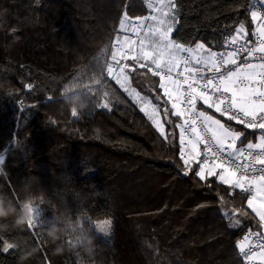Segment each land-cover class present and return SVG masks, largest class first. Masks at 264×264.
<instances>
[{"label":"trees","instance_id":"16d2710c","mask_svg":"<svg viewBox=\"0 0 264 264\" xmlns=\"http://www.w3.org/2000/svg\"><path fill=\"white\" fill-rule=\"evenodd\" d=\"M175 3L172 38L180 43L201 42L219 51L241 23L246 40L253 36L249 0ZM125 11L131 20L150 12L146 0H0V188L10 196L14 192L17 203L31 196L41 219L63 216L69 224L81 222L97 248L89 256L81 245L72 247L67 242L81 233L67 226L57 242L65 251L53 255L56 244L45 231L37 242L26 228L11 227L12 218L0 221L9 225L0 237L11 242L27 238L39 246L25 264H245L239 236L248 228L264 233V227L246 200L239 194L230 197L216 177L209 187L183 174L174 127L178 118L161 112L163 120H172L165 125V140L108 76L102 82L109 108L95 107L89 99V109L73 117L63 101L65 86L77 77L89 83L99 64L111 61V44L122 33L119 19ZM13 27L16 31L10 32ZM144 71H128L132 84L165 106L155 99L162 96L156 90L158 77L141 75ZM204 108L244 131V142L259 132ZM104 219L111 221L107 236L93 227ZM234 220L239 227L228 226ZM18 255V250L0 253V264H17Z\"/></svg>","mask_w":264,"mask_h":264},{"label":"snow or ice","instance_id":"6c2138e0","mask_svg":"<svg viewBox=\"0 0 264 264\" xmlns=\"http://www.w3.org/2000/svg\"><path fill=\"white\" fill-rule=\"evenodd\" d=\"M146 3L151 10L149 15L136 17L133 21L125 11L119 19V29L124 32L130 30L137 39L117 34L111 44V61L99 64L98 73L90 78L89 83L79 82V77L75 78L65 86L63 94L81 89L95 107L107 109L109 92L104 90L106 85L102 81L106 76L111 77L141 105L140 110L165 140L169 136L165 125L172 124V120H162L161 112L164 117L171 112L179 121L174 127L179 129V158L183 174L191 173L209 187L210 178L216 177L227 186L230 197L239 194L246 200L247 207L259 218L260 226L264 227V14L254 10L257 5L249 0L248 12L252 21H260L253 32L255 43L245 42L248 33L241 23L235 29V35L225 40V47L231 50L217 52L200 42L192 46L172 38L177 20L175 0H146ZM260 3L264 4V0H260ZM15 31L14 27L10 30ZM242 55L244 59L241 62ZM121 60H131L134 66L121 64ZM126 69L132 72L144 69L141 75L158 77L156 90H162V96L156 95L155 99L163 100L165 106L153 104L152 99L126 86L129 85ZM27 87L30 90L33 85L28 84ZM169 104L170 108L167 107ZM204 106L243 125L244 129L258 130V142L245 143L242 140L244 131L226 126ZM70 114L73 117L79 115L74 108L70 109ZM172 135L175 137L176 133ZM2 164L3 157H0ZM194 165L196 170L193 172ZM240 214L247 215L246 212ZM222 215L229 217L227 212ZM48 221L41 219V212L35 206V223L26 230L39 242ZM228 226L239 227L240 221L234 220ZM68 227L81 235L76 237L75 242L67 243L72 247L80 245L81 236L84 235L81 222L69 224ZM93 227L107 236L111 221L104 219L93 223ZM249 235L264 236V233L249 232ZM246 241L248 236L239 242V254L252 261L257 253L246 245ZM14 243L0 237V253L14 254L17 250ZM259 256L264 260V251Z\"/></svg>","mask_w":264,"mask_h":264},{"label":"clouds","instance_id":"9594fccd","mask_svg":"<svg viewBox=\"0 0 264 264\" xmlns=\"http://www.w3.org/2000/svg\"><path fill=\"white\" fill-rule=\"evenodd\" d=\"M63 101L70 109H75L77 112L82 113L89 109L90 103L87 96L84 95L81 89H73L72 91L62 95ZM0 174H3L0 172ZM26 190V188H25ZM14 196L9 195L8 192L0 188V221H7L12 218L11 227L24 229L29 225L35 223V205L31 196L19 203L14 201ZM69 225L66 217L54 216L49 219L48 226L45 229V235L56 247L52 250L53 255L62 254L65 251L62 243H57L62 240L65 228ZM7 223H0V231L8 230ZM82 243L80 244L82 250L87 255L91 256L95 253L97 245L95 237L84 234L81 236ZM19 255L17 264H25L26 261L31 259L39 250L38 245H33L27 238L17 240L14 243Z\"/></svg>","mask_w":264,"mask_h":264},{"label":"built area","instance_id":"2783aa9c","mask_svg":"<svg viewBox=\"0 0 264 264\" xmlns=\"http://www.w3.org/2000/svg\"><path fill=\"white\" fill-rule=\"evenodd\" d=\"M253 5H257V7L254 10L259 11L262 14H264V4H261L260 3V0H253ZM259 22L260 21H254L255 25H257V23H259ZM255 39L256 38L254 36H252V38H250L249 40H246L245 42L251 41V42L255 43ZM227 50H231V48L224 47L223 49H221V50H219L217 52H223V51H227ZM243 59H244V56L242 55L240 57L241 62L243 61ZM253 62H258V61H255L254 60ZM123 63H128L130 66H134V62L131 61V60H121V64H123ZM128 71H130V70H128ZM197 107H198V109L200 108L199 103H198ZM223 118H226L227 119V117H223ZM233 122L236 123L235 121H233ZM241 126H243V125H241ZM259 134L260 133L258 132V134L254 138H250L245 143H247L249 141H251L253 143L258 142ZM238 146H240L239 145V142H238ZM201 148H203V146H201ZM249 232L259 234L258 232H256L253 229H250V228L245 229L243 231V233L239 236V238L237 240V244H239V242L241 240H243V238L245 236H248V241H246V245L248 247H251L253 249V251L257 253V256L252 261H248L247 259L243 258L240 254L239 255H240V257L242 258V260L244 261L245 264H264V260H262L260 258V256H259V253L262 252V251H264V236H260V235H249ZM246 250H247V248H246Z\"/></svg>","mask_w":264,"mask_h":264},{"label":"rangeland","instance_id":"374dc122","mask_svg":"<svg viewBox=\"0 0 264 264\" xmlns=\"http://www.w3.org/2000/svg\"><path fill=\"white\" fill-rule=\"evenodd\" d=\"M175 13H176V10H175ZM176 17H177V15H176ZM176 22H177V20H176ZM176 22H175V25H176ZM135 39H137V37L135 38ZM126 72H128L127 71V69H126ZM128 75H129V85H126V86H130L131 88H135L136 89V91L137 92H139L140 94H141V96H147L146 94H144V93H142L141 91H139L133 84H132V82H131V76H130V73L128 72ZM119 85V84H118ZM120 86V85H119ZM121 87V86H120ZM123 90H124V88H122ZM124 92L133 100V102H135L136 103V105L138 106V108L139 109H141V105L139 104V103H137L136 102V100L133 98V96H130L129 94H128V92H126L125 90H124ZM148 97V96H147ZM152 103L153 104H155L153 101H152ZM143 112V111H142ZM144 113V112H143ZM145 114V113H144ZM161 118H162V115H161ZM163 120V119H162ZM34 205L35 206H37L38 208H39V206H38V204H36V203H34Z\"/></svg>","mask_w":264,"mask_h":264},{"label":"crops","instance_id":"0c3cea01","mask_svg":"<svg viewBox=\"0 0 264 264\" xmlns=\"http://www.w3.org/2000/svg\"><path fill=\"white\" fill-rule=\"evenodd\" d=\"M151 11V10H150ZM150 13V12H149ZM149 13H148V15H149ZM134 21V20H133ZM255 28H256V25H255ZM125 35H127V36H129V38L130 39H135L136 38V36H135V34L133 33V32H131L130 30L128 31V32H124L123 30H122V33L120 34V36L121 37H123V36H125ZM172 35V34H171ZM201 43V42H200ZM214 51V50H213ZM214 110V109H213ZM210 114H213L212 112H209ZM214 115V114H213ZM215 117L217 118V119H220L223 123H224V121H223V119H221L219 116H217V115H215ZM226 126H228V125H226Z\"/></svg>","mask_w":264,"mask_h":264}]
</instances>
